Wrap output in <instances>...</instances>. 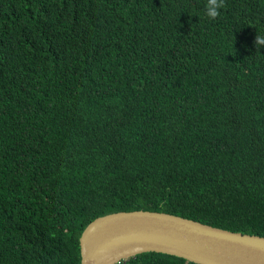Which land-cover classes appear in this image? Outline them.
I'll return each instance as SVG.
<instances>
[{
    "label": "trees",
    "instance_id": "trees-1",
    "mask_svg": "<svg viewBox=\"0 0 264 264\" xmlns=\"http://www.w3.org/2000/svg\"><path fill=\"white\" fill-rule=\"evenodd\" d=\"M206 3L0 0V264H80L117 209L264 235V0Z\"/></svg>",
    "mask_w": 264,
    "mask_h": 264
},
{
    "label": "water",
    "instance_id": "water-1",
    "mask_svg": "<svg viewBox=\"0 0 264 264\" xmlns=\"http://www.w3.org/2000/svg\"><path fill=\"white\" fill-rule=\"evenodd\" d=\"M80 264H113L144 250L201 264H264V235L233 230L161 209L95 215L78 236Z\"/></svg>",
    "mask_w": 264,
    "mask_h": 264
},
{
    "label": "clouds",
    "instance_id": "clouds-1",
    "mask_svg": "<svg viewBox=\"0 0 264 264\" xmlns=\"http://www.w3.org/2000/svg\"><path fill=\"white\" fill-rule=\"evenodd\" d=\"M227 7L225 0H207L205 6V15L211 19L215 20L221 15V9H225ZM255 47L257 50L261 46H264V35H260L257 33L254 40Z\"/></svg>",
    "mask_w": 264,
    "mask_h": 264
}]
</instances>
